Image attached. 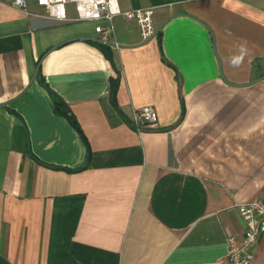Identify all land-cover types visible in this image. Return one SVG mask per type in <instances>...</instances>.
Masks as SVG:
<instances>
[{"label": "crops", "instance_id": "obj_1", "mask_svg": "<svg viewBox=\"0 0 264 264\" xmlns=\"http://www.w3.org/2000/svg\"><path fill=\"white\" fill-rule=\"evenodd\" d=\"M118 3L158 34L0 0V264H223L264 197V0Z\"/></svg>", "mask_w": 264, "mask_h": 264}, {"label": "built area", "instance_id": "obj_2", "mask_svg": "<svg viewBox=\"0 0 264 264\" xmlns=\"http://www.w3.org/2000/svg\"><path fill=\"white\" fill-rule=\"evenodd\" d=\"M9 1L16 8H25L27 6V0ZM35 1L38 6L45 10V16L53 20L94 22V29L101 35L102 41L114 46H119L114 24L116 16L119 15L136 22L143 41H148L158 34L153 20L154 7L123 10L118 0ZM70 8L73 9V16H70ZM131 124L138 132L156 129L159 127L158 114L151 105L135 108L132 112ZM234 208L243 222L244 230L239 238L229 237L227 257L223 264H252L258 237L264 232V197L237 202Z\"/></svg>", "mask_w": 264, "mask_h": 264}, {"label": "trees", "instance_id": "obj_3", "mask_svg": "<svg viewBox=\"0 0 264 264\" xmlns=\"http://www.w3.org/2000/svg\"><path fill=\"white\" fill-rule=\"evenodd\" d=\"M64 115L70 120V122L74 123L73 117L70 114L65 112Z\"/></svg>", "mask_w": 264, "mask_h": 264}, {"label": "water", "instance_id": "obj_4", "mask_svg": "<svg viewBox=\"0 0 264 264\" xmlns=\"http://www.w3.org/2000/svg\"><path fill=\"white\" fill-rule=\"evenodd\" d=\"M88 39H90V40H96V39H92V38H88Z\"/></svg>", "mask_w": 264, "mask_h": 264}]
</instances>
